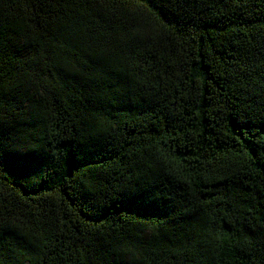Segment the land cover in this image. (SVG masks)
<instances>
[{"label":"trees","instance_id":"16d2710c","mask_svg":"<svg viewBox=\"0 0 264 264\" xmlns=\"http://www.w3.org/2000/svg\"><path fill=\"white\" fill-rule=\"evenodd\" d=\"M0 264H264V0H0Z\"/></svg>","mask_w":264,"mask_h":264},{"label":"snow or ice","instance_id":"6c2138e0","mask_svg":"<svg viewBox=\"0 0 264 264\" xmlns=\"http://www.w3.org/2000/svg\"><path fill=\"white\" fill-rule=\"evenodd\" d=\"M3 164V160L2 159H0V165H2Z\"/></svg>","mask_w":264,"mask_h":264}]
</instances>
